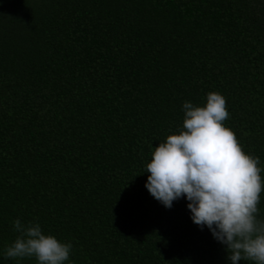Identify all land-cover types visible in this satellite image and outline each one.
Segmentation results:
<instances>
[{
	"label": "trees",
	"instance_id": "obj_1",
	"mask_svg": "<svg viewBox=\"0 0 264 264\" xmlns=\"http://www.w3.org/2000/svg\"><path fill=\"white\" fill-rule=\"evenodd\" d=\"M209 92L264 180V0H0V264H37L6 258L16 219L71 242L65 264H231L145 187Z\"/></svg>",
	"mask_w": 264,
	"mask_h": 264
},
{
	"label": "clouds",
	"instance_id": "obj_2",
	"mask_svg": "<svg viewBox=\"0 0 264 264\" xmlns=\"http://www.w3.org/2000/svg\"><path fill=\"white\" fill-rule=\"evenodd\" d=\"M179 134L168 135L151 153L145 187L166 208L186 197L194 224L207 226L226 245L231 264H264V220L258 205L264 191L259 157L247 154L233 130L226 98L209 92L204 106L185 101ZM18 233L6 258H34L37 264H65L73 248L45 234L40 223L16 219Z\"/></svg>",
	"mask_w": 264,
	"mask_h": 264
}]
</instances>
